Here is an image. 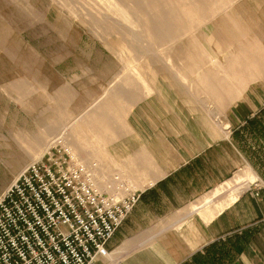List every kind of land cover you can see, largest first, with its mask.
<instances>
[{"label": "rangeland", "instance_id": "obj_1", "mask_svg": "<svg viewBox=\"0 0 264 264\" xmlns=\"http://www.w3.org/2000/svg\"><path fill=\"white\" fill-rule=\"evenodd\" d=\"M230 1L228 8L237 12L243 25V0ZM148 3V0H0V197L54 139H60L55 145L62 143L75 160L84 163L76 146L85 152L94 149L73 133L77 125L113 91L127 94L128 98L138 91L142 98L145 93L136 87L142 86L140 77L151 71L152 63L169 68V44L155 43L145 30L153 20L160 23L158 13L167 6L162 4L160 10H152ZM115 66V75L106 77ZM128 78L134 82L132 85L126 84ZM169 81L160 78L162 87L170 86ZM181 84L193 88L186 79ZM200 95V99L204 98ZM141 130L147 132V127ZM129 136L136 139L133 130ZM23 150L28 151V158L20 168ZM253 151L252 163H246L235 173L251 167L256 177L249 187L263 183L258 170H264V153L257 146ZM99 160L106 162L103 158ZM93 173L103 191L98 182L102 172ZM106 173L101 179L112 188L107 194L118 199L138 194L135 191L144 178L129 177L122 172L119 176ZM233 177L217 187L224 192L220 196L222 204H228L227 190L233 188ZM207 195L195 204L203 202Z\"/></svg>", "mask_w": 264, "mask_h": 264}, {"label": "crops", "instance_id": "obj_2", "mask_svg": "<svg viewBox=\"0 0 264 264\" xmlns=\"http://www.w3.org/2000/svg\"><path fill=\"white\" fill-rule=\"evenodd\" d=\"M243 11L246 39L264 49V0H243ZM115 73L116 66L106 77ZM180 86L185 95L161 87L132 108L128 120L137 141L153 147L157 161L163 154L169 161L161 165L165 174L135 191L139 199L108 242L109 254L93 264H264V170H258L263 183H253L234 202L216 209L223 197L212 199L217 187L252 163L256 146L264 153V76L223 109L220 123L192 104L202 95ZM23 151L20 168L28 158Z\"/></svg>", "mask_w": 264, "mask_h": 264}, {"label": "bare ground", "instance_id": "obj_3", "mask_svg": "<svg viewBox=\"0 0 264 264\" xmlns=\"http://www.w3.org/2000/svg\"><path fill=\"white\" fill-rule=\"evenodd\" d=\"M148 1L152 10H160L162 4L167 6V9L160 10L158 13L160 23L157 24L153 20V23L145 30L155 43L169 44L168 60L170 63H168V69L163 68L162 65L161 68L158 67L155 62L152 63L151 71L146 76L143 74L139 76L142 86H137V90L142 89L146 95L152 94L162 87L160 78H165L170 80V88H175L180 92L181 82L186 79L192 83L194 90L204 95V98L198 101L194 99L195 102L193 101L192 104L203 105L205 116L214 117L220 123L223 109L237 100L251 81L264 76V49L257 41L254 42L255 39L252 42L246 39L247 28L244 29L240 21L242 19L228 8L230 0ZM124 15L127 17L126 14ZM125 82L131 85L134 83L129 78L125 79ZM187 88L190 89L189 86ZM140 99L141 94L138 91L130 98L127 94L113 91L97 109L89 111L88 118L82 119L84 122L78 124L73 131L78 138L85 140L89 148L94 149L91 152H85L76 146L82 161L93 171L102 172L98 182L105 191L104 193L112 189L107 183L103 184L101 179L103 173L108 174L106 173L108 171L115 176H119L121 172L135 178L142 175L143 181L138 186L141 190L155 182L160 173L165 174L161 165L167 164V156L160 155L157 161V151L152 149L153 147L139 143L137 139L129 136V132L133 130L128 120L129 115ZM204 119L203 121L206 120ZM216 120L209 119L206 122L211 123ZM213 127L210 128L214 133H220L221 125L220 129L216 126L213 129ZM222 130H226L224 124ZM58 140L60 139H54V142L43 149L38 159ZM69 152L74 157L73 153ZM83 153L85 157H82ZM122 155L124 159L121 158ZM99 158L106 159V162L101 163ZM255 177L251 167L235 174L232 179L233 188L227 190L230 192L227 194V203L234 202L249 187ZM96 185L101 190L97 182ZM223 193L217 189L212 199L220 197ZM212 199L205 203H211ZM203 205L204 203L201 206ZM222 207V203H214V208L221 209Z\"/></svg>", "mask_w": 264, "mask_h": 264}, {"label": "built area", "instance_id": "obj_4", "mask_svg": "<svg viewBox=\"0 0 264 264\" xmlns=\"http://www.w3.org/2000/svg\"><path fill=\"white\" fill-rule=\"evenodd\" d=\"M138 199L102 192L89 165L54 145L0 197V264H93Z\"/></svg>", "mask_w": 264, "mask_h": 264}]
</instances>
